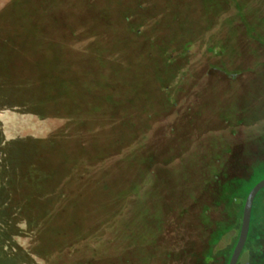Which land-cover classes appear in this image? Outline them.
<instances>
[{
  "label": "trees",
  "instance_id": "16d2710c",
  "mask_svg": "<svg viewBox=\"0 0 264 264\" xmlns=\"http://www.w3.org/2000/svg\"><path fill=\"white\" fill-rule=\"evenodd\" d=\"M72 1L74 15L78 13L87 19L81 28L90 40L89 46L94 50L96 61H102V55L106 51L101 37L108 28L115 35L112 42L113 52H120L121 55L125 47L133 50L136 58L127 61L129 67L117 80L110 81L103 77L102 80L94 79L88 81L90 83H80L67 70L68 64L61 60L60 51L65 49V39L68 35L59 41L50 36L58 31L62 1L9 0L5 16L0 22V30L5 31L4 41L11 49L3 60L4 68L1 73L6 77L5 80H10L11 75L16 72L17 79L23 84L21 88L14 86L19 96L5 106L13 107L15 111L21 110L22 114L34 115L41 120H58L62 124L45 139L47 149L51 152L47 158L38 156L42 150L33 152L34 146L26 141L20 142L19 148L23 149L21 158L25 159L28 153H31L33 159L27 163L24 161L25 164L22 162L21 167H13V178L8 177V184H12V187L7 189V206L20 208L26 226L31 223V215L38 228L48 223L46 228L51 233L49 238L71 253L76 250V238L81 241L89 233L84 227V219L91 212H99L102 215L98 221L89 224L93 225L94 229L103 224L104 227L114 230L115 219L118 216L123 217L125 228L120 237H123L124 243L118 251L109 258L107 253L97 254L94 250L93 254L84 256L72 264H131L133 247H137L138 253H141L142 249L138 235L135 236L130 227L127 207L129 203L132 204L131 198L135 195L140 199L144 195L146 198L149 196L153 201L161 196L156 189L150 192L151 194L144 189L149 181L152 182V177L143 165L151 164L154 160L153 155L143 151L149 136L147 131L152 122L151 113L145 109L154 98L148 91H144L145 79L152 78L156 91L164 94L161 97L165 107L175 104L176 83L178 85L182 81V76H179L182 67L180 61L184 54H188L187 48L195 46L194 36L190 35H196L198 32L197 0ZM236 14L244 17L238 4ZM201 22L205 33L213 32V25L209 26L203 20ZM75 33L77 31L70 28L67 34L74 38ZM188 40L193 42L186 47ZM219 42L221 43L213 35L207 38V51L220 52ZM18 47L21 49H17ZM37 54L40 56H33ZM57 70L64 76L56 74ZM28 82L30 84L26 85ZM11 87L6 88L11 90ZM96 90L98 95L93 92ZM86 98L90 101H86ZM85 106L92 107L98 117L102 116V120L99 118L103 130L102 134L99 132L100 139L86 138L84 135L85 129L96 117L91 112L87 116L84 115ZM70 109L74 111V115H70ZM10 143L12 142L6 140L5 147ZM223 154L225 152L215 155V162H218ZM112 155L116 156V159L111 166H107L108 157ZM9 165L11 164L6 166L7 170L11 168ZM133 165L137 166L135 170ZM92 167L98 168L97 179H94L95 193L87 189L83 191L84 181L86 182L87 173ZM262 178L264 153L260 158L255 156L250 159L248 156L243 163L239 162V165L233 161L229 165L225 161L219 164L209 163L204 178L198 180V183L196 180H188L185 184L179 178L173 179L171 188L183 193L184 203L179 206L167 203L163 207L178 209L179 215L186 218L188 227L195 226L205 233L199 251L190 250L191 247H183L179 251L186 255L187 250H190L195 264H221L220 259L225 257L226 252L217 250L216 245L226 233L238 227L239 235L245 198ZM22 180H25L26 184H21ZM73 181L78 183L75 189L69 186ZM14 189L16 193L12 192ZM45 193L50 195L52 201L49 206L44 203ZM140 199L135 208L136 220L144 224L148 216L162 225L163 211L159 209L149 213L148 207L145 208L149 204L145 205L146 200ZM84 205L85 208L81 209ZM60 213L64 217L58 225L57 218ZM10 216L3 217L5 224H10ZM135 218L132 219V224ZM251 221L245 244L250 245L251 254L248 253L247 257L246 250L249 247H244L240 258L245 255L247 264L250 261V264H261L264 248L255 241L256 237L252 236L254 227ZM237 239L225 264L229 262ZM10 250L7 251L8 254ZM171 254L166 253L164 256L168 258Z\"/></svg>",
  "mask_w": 264,
  "mask_h": 264
},
{
  "label": "rangeland",
  "instance_id": "374dc122",
  "mask_svg": "<svg viewBox=\"0 0 264 264\" xmlns=\"http://www.w3.org/2000/svg\"><path fill=\"white\" fill-rule=\"evenodd\" d=\"M61 1L58 31L50 36L55 41H59L64 40L65 35H68L65 39L67 45L60 54L61 60L68 64L69 73L73 74L80 83L94 79L102 80L103 77L110 81L117 80L129 67L127 61L136 58L134 51L124 47L122 49L124 53L122 52L121 55L120 52H113L112 42L115 35L108 28L101 37L106 51L102 55V61H96L94 50L89 46L90 40L81 28V25L86 24L87 19L82 18L78 13L74 15L72 0ZM8 2L9 0H0V22L5 16ZM237 4L243 11L244 17L236 14ZM197 9L198 32L196 35H190V37L194 36L195 46L188 47V54H184L182 62L180 61L182 67L179 76H182V81L178 85L175 82L177 88L175 104L165 107L162 98L164 94L156 91L152 78L145 79L144 91H148V94L154 98L152 97V103L150 101L151 104L145 109L146 112L151 113L152 122L147 131L149 136L143 151L153 155L154 160L151 164L143 165L152 177V182L149 181L144 189L149 193L157 190L161 196L153 201L149 196L146 198L144 195L140 199L135 195L131 198L132 204L129 203L127 207L130 227L135 236L138 235L139 246L142 249L141 254L136 250L137 247H133L131 264H195L189 251L192 249L199 251L205 233L200 232L195 226L188 227L186 218L179 215L178 209L163 207L167 203L176 206L184 203L183 193L171 188L174 180L179 178L185 184L188 180H196L198 183V180L204 178L209 163L219 164L225 161L229 165L233 161L239 165V162L243 163L248 156L250 159L255 156L260 158L264 153V0H197ZM201 20L207 22L209 26L213 25V32L205 33ZM70 28L77 31L74 38H70L67 34ZM4 32L0 30V106H2L0 109V264H72L83 259L84 256L93 254L94 250L97 254L107 253L110 258L124 243H122L123 237H120V233L125 228L123 217L118 216L115 219L114 230L104 227L103 224L94 229V226L89 224L98 221L102 215L99 212H91L84 219V227L89 233L81 241L75 237L76 250L71 253L49 238L51 233L46 228L48 223L38 228L31 215V223L26 226L20 208L7 206V189L12 187V184H8V177L13 178V167H21L24 161L27 163L33 159L31 153H28L25 159L21 158L23 149L19 148L20 142L26 141L34 146L33 152L37 149L42 150L37 155L47 158L51 152L47 149L45 139L59 128L62 122L51 119L41 120L34 115L22 114L21 110L15 111L13 107L5 106L19 96L14 86L21 88L23 83L17 79L16 72L11 75V81L5 80L6 77L4 78L1 73L4 68L3 60L11 49L4 41ZM212 35L221 41L220 52L207 51L205 42ZM191 42L193 41L188 40L186 47ZM55 73L64 76L60 70ZM9 81L8 86H12L11 90L6 88ZM29 84L28 82L26 85ZM118 85L121 86L120 83ZM93 92L97 95L99 93L98 90ZM88 100L90 101L86 98V101ZM19 106L21 108V104ZM83 112L86 116L90 112L96 116L92 124L85 129L84 135L86 138L100 139L103 130L99 118L102 120V116L98 117L92 107L85 106ZM69 113L74 115L71 109ZM6 140L12 143L5 147ZM219 152L225 154L215 162V155ZM8 156L10 158H7ZM115 157L113 155L108 157L107 166L114 163ZM8 164H11L9 170L6 169ZM133 167L135 170L137 166L133 165ZM97 169L92 167L87 173L83 191L87 189L95 193L94 181L97 179ZM76 182L70 183L71 189L76 188L78 184ZM22 183L26 184L25 180H22ZM16 189L18 191V188ZM16 189L12 192L16 193ZM45 198L44 203L49 206L52 202L50 195H46ZM139 199L146 200L145 205L149 204L145 207H148L149 213L159 209L163 211L162 225L152 221L147 215L144 224L136 220L134 215ZM83 207L85 208V205L81 209ZM6 215L12 217L9 225L4 223L3 217ZM63 217L60 213L57 218L58 225ZM133 218L135 219L132 224ZM251 220L254 227L252 236L256 237L255 241L264 248V188L254 200ZM238 229L239 227L226 233L216 245L217 250L226 252L225 257L220 259L221 264H225L228 260L229 252L238 237ZM249 246L248 244L244 247ZM183 247H191L186 255L179 251ZM9 250L11 252L8 254ZM166 253L172 254L167 258L164 256ZM246 253L249 257L250 247ZM241 260L242 258L237 264H241ZM261 264H264V258Z\"/></svg>",
  "mask_w": 264,
  "mask_h": 264
},
{
  "label": "water",
  "instance_id": "95a60500",
  "mask_svg": "<svg viewBox=\"0 0 264 264\" xmlns=\"http://www.w3.org/2000/svg\"><path fill=\"white\" fill-rule=\"evenodd\" d=\"M263 188H264V178H262L260 181H258L253 186V188L249 191V193L247 194V196L245 198L238 239H237V242L234 246V249L232 251V254H231V257L229 259L228 264H237L238 263V260L241 256V253L244 249V246H245L247 238H248L253 203H254V200H255L257 194ZM241 264H247L245 255H243V257H242Z\"/></svg>",
  "mask_w": 264,
  "mask_h": 264
}]
</instances>
